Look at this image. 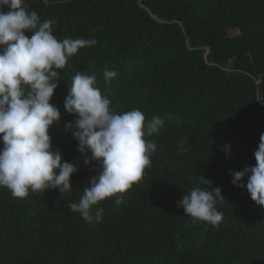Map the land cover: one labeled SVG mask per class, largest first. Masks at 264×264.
Returning a JSON list of instances; mask_svg holds the SVG:
<instances>
[{
	"label": "trees",
	"instance_id": "obj_1",
	"mask_svg": "<svg viewBox=\"0 0 264 264\" xmlns=\"http://www.w3.org/2000/svg\"><path fill=\"white\" fill-rule=\"evenodd\" d=\"M24 6L54 21L58 39L96 44L57 70L62 80L50 101L61 112L49 129L53 148L67 162L80 159L73 188L29 190L23 199L0 188V264H264V206L251 200L247 177L240 188L229 173L255 166L264 133V0H25ZM105 69L117 75L106 81ZM77 71L96 76L117 114L139 109L145 124L157 116L165 121L146 137L156 144L151 166L117 194L122 203L114 196L93 206V216L103 209L99 222L68 208L99 174V164L86 166L64 130L76 119L64 102ZM225 144L230 155L221 151ZM201 176L225 198L217 200L223 213L217 226L194 222L177 207L190 189L211 190Z\"/></svg>",
	"mask_w": 264,
	"mask_h": 264
},
{
	"label": "clouds",
	"instance_id": "obj_2",
	"mask_svg": "<svg viewBox=\"0 0 264 264\" xmlns=\"http://www.w3.org/2000/svg\"><path fill=\"white\" fill-rule=\"evenodd\" d=\"M24 2L0 0V188L6 187L13 198L20 199L27 197L29 190L64 193L73 188L71 177L78 171L80 159L67 162L61 151L53 148L49 129L61 120V112L50 101L62 80L57 70L64 69L67 59L79 49L96 44L95 39H58L53 33L54 21H41ZM26 32H31V37ZM116 75V71H104L106 81ZM110 103L96 87L95 75L77 71L64 102L65 110L76 119L66 122L64 130L71 131L78 142L77 151L86 166L99 164V174L89 179L80 200L69 203L68 208L88 222H99L103 215V209L97 208L93 216V206L114 196L115 203L121 204L123 198L117 194L142 178L156 150V144L146 137L158 134L165 124L158 116L145 124L139 109L117 114L110 110ZM221 151L230 155V146L225 144ZM254 156L255 166L230 169L229 173L233 186L240 188H245L242 182L247 177L251 200L264 206V133ZM201 177L211 190L194 187L177 201V207L194 222L217 226L223 219L217 200L225 198L220 187Z\"/></svg>",
	"mask_w": 264,
	"mask_h": 264
},
{
	"label": "rangeland",
	"instance_id": "obj_3",
	"mask_svg": "<svg viewBox=\"0 0 264 264\" xmlns=\"http://www.w3.org/2000/svg\"><path fill=\"white\" fill-rule=\"evenodd\" d=\"M230 35H231V36H234V35H235V33H232V32H231V33H230Z\"/></svg>",
	"mask_w": 264,
	"mask_h": 264
}]
</instances>
